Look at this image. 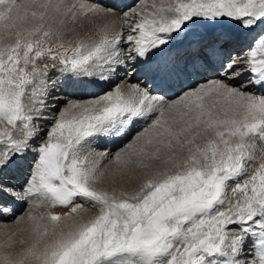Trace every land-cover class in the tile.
Wrapping results in <instances>:
<instances>
[{"label":"snow or ice","instance_id":"obj_1","mask_svg":"<svg viewBox=\"0 0 264 264\" xmlns=\"http://www.w3.org/2000/svg\"><path fill=\"white\" fill-rule=\"evenodd\" d=\"M84 81L110 88L56 95ZM22 164L0 264H264V0H0V177Z\"/></svg>","mask_w":264,"mask_h":264},{"label":"rangeland","instance_id":"obj_2","mask_svg":"<svg viewBox=\"0 0 264 264\" xmlns=\"http://www.w3.org/2000/svg\"><path fill=\"white\" fill-rule=\"evenodd\" d=\"M104 1L105 0H102L103 3H104ZM114 1H117V0H114ZM118 1H121V0H118ZM130 2H132V0L128 1V3H130ZM89 35H92V36L95 35V29L94 28L89 27ZM85 38H87V37H85ZM53 79H57V77L53 76ZM95 83L90 82V81L70 83V84H67L66 86L60 87L58 90H60V91L62 90L61 92H63L64 96H66L63 100H66V99H69V98L70 99L87 100V99L93 98L94 96H96V94L99 95V92L104 91V89L106 88L104 86H101V88H99L98 91L95 92V94L92 93L90 95H86V94L83 95L85 93L84 91L87 90V87L91 88L92 85H93V87H95L97 85L104 84V83H101L99 81H97ZM61 105L63 106V104H61ZM62 106H60V107H62ZM50 119H51V114L47 113L46 114V120H50ZM41 127L46 128L47 127V123L46 122L41 123ZM109 145H111V148L109 147ZM119 147H123V144H111V143H109L106 146H102L98 150H106L107 149V150H109L111 152H115V151L118 150ZM28 159L30 160V158H28ZM27 167L28 166H25V167L22 166V168H24V171H25V169L27 170ZM27 172H29V169L27 170ZM25 206H27V209H28V205L25 204ZM24 210H23V213H24ZM46 210L47 209L45 207H42V208L39 209L40 212H45ZM52 211H54V212H63V211H66V209L55 208V209H52ZM2 224H4V223H0V225H2ZM8 225H10L11 227H15V225H13L12 222L9 223ZM0 239H2V235H0Z\"/></svg>","mask_w":264,"mask_h":264},{"label":"bare ground","instance_id":"obj_3","mask_svg":"<svg viewBox=\"0 0 264 264\" xmlns=\"http://www.w3.org/2000/svg\"><path fill=\"white\" fill-rule=\"evenodd\" d=\"M129 0H121V1H114V0H105L104 3L105 4H112V3H128ZM131 3V2H130ZM117 83L119 82L118 80L116 81ZM96 84V83H95ZM101 86H104L106 87L104 89V91L102 92H99V95H102L105 91H108L109 88H110V85H107V84H102V85H97L95 87H93V85L91 86V88H88L87 87V90L84 91L83 95H90V94H95V92L98 91L99 88H101ZM62 91V90H61ZM60 90L57 91L56 95L59 96L61 98V100H63L66 96H64L63 92H61ZM62 93V94H61ZM96 94V96H99ZM60 106H62L61 104H58L57 107L59 108ZM109 147L111 148V145H109ZM113 147V146H112ZM30 160L29 162L31 161V157H29ZM22 166H27V164H22L20 166H17L16 168L8 171L6 174H4L2 177H0V179H2L6 184H10V185H16V186H21L25 183L28 175H29V172H27L28 170V167H27V170L25 169L24 171V168H22ZM25 209V210H24ZM23 210L24 212L27 210V206L24 205H21L20 207H18L17 211H16V216H20L23 214ZM19 212V213H18ZM12 222V218H9L7 220H0V223H4V224H9ZM10 226V225H9Z\"/></svg>","mask_w":264,"mask_h":264}]
</instances>
